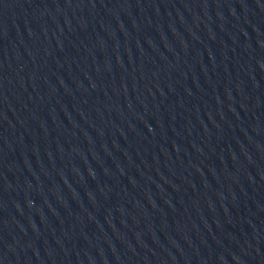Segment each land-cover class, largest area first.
<instances>
[{"label": "water", "instance_id": "obj_1", "mask_svg": "<svg viewBox=\"0 0 264 264\" xmlns=\"http://www.w3.org/2000/svg\"><path fill=\"white\" fill-rule=\"evenodd\" d=\"M0 264H264V0H0Z\"/></svg>", "mask_w": 264, "mask_h": 264}]
</instances>
